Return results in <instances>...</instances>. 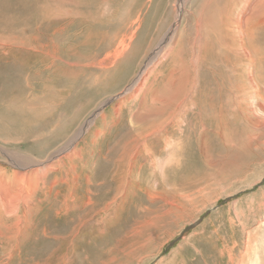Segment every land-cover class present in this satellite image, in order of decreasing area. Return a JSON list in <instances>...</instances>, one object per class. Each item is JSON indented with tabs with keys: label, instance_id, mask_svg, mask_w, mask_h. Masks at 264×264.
<instances>
[{
	"label": "rangeland",
	"instance_id": "1",
	"mask_svg": "<svg viewBox=\"0 0 264 264\" xmlns=\"http://www.w3.org/2000/svg\"><path fill=\"white\" fill-rule=\"evenodd\" d=\"M236 7L0 0V264H264V62L241 92Z\"/></svg>",
	"mask_w": 264,
	"mask_h": 264
},
{
	"label": "bare ground",
	"instance_id": "2",
	"mask_svg": "<svg viewBox=\"0 0 264 264\" xmlns=\"http://www.w3.org/2000/svg\"><path fill=\"white\" fill-rule=\"evenodd\" d=\"M241 4V3H240ZM239 5V4H238ZM236 8H239V7H236ZM245 8V11H243V9ZM233 9H235V8H233ZM243 9H241L240 10V8H239V11H241V12H239V11H235V12H237V15L234 17V20H233V25L235 24V27H236V29H238L239 31H241V32H239L240 33V50H242L241 52H242V56L244 57V59L245 60H243V62H246V64L244 65V67H245V69H246V75H247V77L246 78H248V83H240L239 84V89H240V91L241 92H245V91H247V93L248 94H250V97H252V90L254 89V88H259V85H260V80L262 81V80H264L262 77L260 78V80L258 79V71L260 70V67H263L262 65H263V62H264V42H261L260 40H259V38H258V36H257V34L258 33H260L262 30L260 29V27H262L263 29H264V2L262 1V0H245V7H243ZM221 17V16H220ZM198 22V21H197ZM243 24H247V25H249V33H248V35H250V36H248L247 35V33L245 34L244 32H243V30H245V27H243ZM248 27V26H247ZM171 29V28H170ZM238 32V31H237ZM244 33V34H243ZM171 34V33H170ZM263 34H264V32H263ZM260 35V34H259ZM246 36H248V38H250V39H252L253 41L255 40V39H257V41L259 42L258 44H260L263 48H260L258 45H256V44H253L252 46H250V47H247L246 45H245V43H244V45H245V47L244 46H242V39L244 38V37H246ZM249 42V41H248ZM248 44H250V43H248ZM249 46V45H248ZM263 69V68H262ZM261 71V70H260ZM255 73V74H254ZM261 73V72H260ZM143 74H144V72H142V70H140L137 74H136V77L134 78V81H133V83H132V85L131 86H133L134 84H136V83H139L140 81V83L139 84H137L138 86H136V89H135V91L134 92H131V94H130V96L129 97H132V96H134L133 94L134 93H136L138 90H140L141 89V86L142 85H144V83H145V78H146V76L145 77H143ZM264 74V73H263ZM245 75V76H246ZM146 81H147V79H146ZM247 81V80H246ZM133 88H134V86H133ZM132 88V89H133ZM244 88H247V90H245ZM263 89H264V87H263ZM245 94H246V92H245ZM249 96V95H248ZM172 98V97H171ZM124 100H126L125 98H123ZM122 101V100H121ZM127 101V100H126ZM119 103H120V101L119 102H116L115 104H114V111H117V107H119ZM258 107H259V109L260 110H263L264 111V107L263 106H261V104H259L258 105ZM163 124V123H162ZM163 128V127H162ZM79 132V131H78ZM75 133V134H73L72 136L73 137H71V138H69L65 143H64V145H62L60 148H58V149H56V150H54V151H52L46 158H44V159H42V160H39V161H33V162H30V161H26V160H22V159H19V157L18 156H16L17 158H13L14 159V161H13V166L15 167V168H18V167H21V168H27V170H23V172L22 173H20V172H13V177L15 178V179H20V178H22L23 180H25L26 178L28 179H30V177H31V175L33 174V173H35L36 174V172H38V171H42V173L44 174V173H46V171L48 172V171H50L49 169H54L53 168V166H56L57 164H60V159H59V163L57 162V161H55V162H51V164L49 163L48 165H46V166H39L38 168L37 167H32V168H30L29 166H37V165H41L42 164V162H44L45 160H48L49 158H52V156L53 155H56V154H60L61 155V158L62 159H64V158H69L70 156V154L69 155H67V154H64L66 151H67V149H68V147L70 146L69 144L71 143L70 141H72L73 139H75L78 135H79V133ZM151 133V132H150ZM147 135V134H146ZM148 136V135H147ZM136 140H138V139H136ZM5 142H7V141H5ZM134 142V141H133ZM142 143V142H141ZM62 144V143H61ZM136 144V143H135ZM77 146V145H76ZM84 146V145H83ZM125 146V145H124ZM77 148V147H76ZM73 149L72 150V152H71V154L72 153H74V151H76L77 149ZM94 151V150H93ZM80 154V153H79ZM125 155V154H124ZM10 156V155H9ZM72 157H75L74 155H71ZM77 156V155H76ZM12 157V156H11ZM57 157V156H56ZM58 159V158H57ZM73 159V158H72ZM131 159V158H130ZM73 161H75L74 159H73ZM73 163V162H72ZM65 164V163H64ZM63 165V164H62ZM58 166V165H57ZM61 166V165H60ZM68 167V166H67ZM66 167V168H67ZM57 168V167H56ZM59 168V167H58ZM69 169L70 168H72L71 166L70 167H68ZM61 169H62V167H61ZM131 169V168H130ZM65 170V169H64ZM128 170V169H127ZM67 171V170H66ZM69 171V170H68ZM70 171H72L71 169H70ZM89 171V170H88ZM129 172V171H128ZM72 173V172H71ZM67 174V173H66ZM69 174V173H68ZM99 174V173H98ZM40 175V174H39ZM123 175V174H122ZM42 175H40V177H41ZM65 176V175H64ZM131 176V175H130ZM33 177H34V175H33ZM39 177V178H40ZM74 177V176H73ZM93 177V176H92ZM91 177V178H92ZM90 178V177H89ZM68 179V178H67ZM66 179V180H67ZM38 180V179H37ZM65 180V181H66ZM73 179H71V181H72ZM88 179H86V181H87ZM41 181V180H40ZM70 181V182H71ZM122 181V180H121ZM128 182V181H127ZM49 183V182H48ZM88 183V182H87ZM91 183V182H90ZM70 184V183H69ZM68 184V185H69ZM121 184V183H120ZM67 185V184H66ZM73 185V184H72ZM71 185V186H72ZM92 185V184H91ZM76 186V185H75ZM93 186V185H92ZM43 187V186H42ZM73 187H74V185H73ZM77 187V186H76ZM61 188V187H60ZM69 189V188H68ZM71 189V188H70ZM75 189V188H74ZM89 189H90V186H89ZM95 189V188H94ZM17 190H21V187H17ZM73 190V189H72ZM72 191H70V193H71ZM50 194V193H49ZM29 195H30V193H28V192H25L24 191V193L23 192H15V193H13L12 194V196L15 198V197H19L18 199H20L21 197H29ZM11 195H10V198H13ZM83 196V195H82ZM91 197V196H90ZM69 198V197H68ZM122 198V197H121ZM77 199H79V198H77ZM90 199V198H89ZM123 199V198H122ZM78 201V200H77ZM90 201V200H89ZM63 202V201H62ZM61 202V203H62ZM79 202V201H78ZM7 203V202H6ZM64 204V203H63ZM61 205V204H60ZM66 205V204H65ZM86 205V204H85ZM71 206V205H70ZM92 206V205H91ZM64 207V206H63ZM71 207H73V205L71 206ZM65 208H66V206H65ZM62 210H63V208H62ZM67 210H69V208L67 209ZM65 211V210H64ZM92 211V210H91ZM102 211V210H101ZM89 213V212H88ZM90 217V216H89ZM95 220V219H94ZM96 222V221H95ZM102 223H103V221H102ZM105 224H107V223H105ZM108 225V224H107ZM202 225V224H201ZM91 227V226H90ZM92 229V228H91ZM100 229V228H99ZM76 231H77V229H76ZM98 231V230H97ZM88 232V231H87ZM91 234V233H90ZM100 235H102V234H100ZM75 241V240H74ZM68 242V241H67ZM135 243V242H134ZM69 250V249H68ZM144 260V259H143ZM257 262V261H256ZM257 264V263H256Z\"/></svg>",
	"mask_w": 264,
	"mask_h": 264
},
{
	"label": "water",
	"instance_id": "3",
	"mask_svg": "<svg viewBox=\"0 0 264 264\" xmlns=\"http://www.w3.org/2000/svg\"><path fill=\"white\" fill-rule=\"evenodd\" d=\"M118 96H119V95H115V96H113V97H111V98H108V99H106L105 101H103V102L100 104V106H99V107H98V108H97V109H96V110L90 115V117H89L88 120H90L91 118H93L101 108H103L104 106L108 105L111 101H113L114 99H116ZM200 221H201V219L195 221L194 223H192L191 225H189L188 227H186V230H187V229H192V228H194L195 226H197V225L199 224ZM180 236H181V234H180L176 239H174L172 242H170V243L167 245V247H170V246H171L176 240H178V238H180Z\"/></svg>",
	"mask_w": 264,
	"mask_h": 264
}]
</instances>
